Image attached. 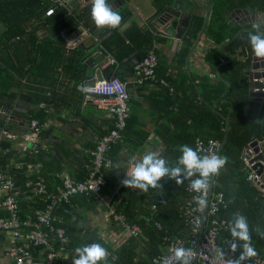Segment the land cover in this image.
I'll return each mask as SVG.
<instances>
[{"label": "crops", "instance_id": "obj_1", "mask_svg": "<svg viewBox=\"0 0 264 264\" xmlns=\"http://www.w3.org/2000/svg\"><path fill=\"white\" fill-rule=\"evenodd\" d=\"M127 1L116 11L123 18L120 24L114 29L103 28L102 33L93 36L94 42L105 52L104 57H94L88 63L82 60L81 45H91L93 40L79 24L83 11L75 9V4L71 6L59 0L55 12L48 16L46 11L54 6L50 0L29 9L15 0H0V167L11 177L16 199L21 206V217L30 226L37 212L44 207L43 198L34 191L33 159L29 155L33 138L30 123L35 116L43 119L42 123L38 121L42 125L40 153L34 160L42 163V176L49 189L60 187L66 177L74 180L85 178L90 152L111 126L108 109L97 101L95 89L110 78V72L102 69V63L106 58L116 60L115 55L118 53L114 52L121 50L118 54L121 55L135 48L142 36L145 37L150 50L158 57L160 79L166 80L174 88L171 92L164 86L173 97H177V90L171 81L186 88V97L192 96V86L199 98L206 99L214 109H217L220 99L212 101L207 96L209 86L221 90V98H225L233 84L240 80L243 85H247L248 95L249 77L245 72H249L252 67L253 53L248 42L250 32L243 33L239 46L233 51L229 49V41L240 30L237 19L253 17V10L250 12L248 9L249 12L242 15L234 11L237 7L229 10L228 23L236 30L232 37L221 43L207 34L211 13L205 32L201 33L205 19L203 11L192 44L187 45L178 39L163 44L152 40V31L149 29V19L154 12L153 6H156L153 0ZM207 3L208 0H205V5ZM199 37L198 46L193 50ZM98 59L101 67H94L93 62ZM135 59L136 56L130 63ZM235 63L241 69L240 76L233 69ZM126 69L131 93L129 115L135 118L132 121V138L124 137L113 148V167L106 174V185L101 193L91 197L77 196L68 207L69 213L64 208L57 212L55 229L65 233L68 250L99 243L110 255L115 252L117 256L118 250L113 247L111 240L120 227L111 211L125 215L131 224H137L134 220L145 218L152 220L155 226V222H161L156 219L160 214L168 219L171 216L170 219L174 220L175 216L170 212L173 209L180 210L186 200V184L196 177L181 178L180 183H177L165 176L146 192L121 183L129 167L148 151L158 153L170 166H175L177 155L181 153V145L177 141L184 140L180 136H187L183 127L190 129L191 123L189 121L187 124L184 120L190 113L183 106L185 97L180 92V98L172 99L171 105H166V90L155 82L138 86L130 69ZM247 97L250 101L249 95ZM198 106L196 104L195 108ZM260 106L257 104V118L263 116ZM169 146L174 153L170 154ZM3 197L4 193L0 189V200ZM124 198L134 200L129 213L117 209V204ZM180 219L183 222L177 218L173 221L176 231L173 230V236L186 237L188 229L184 218ZM165 229L171 232L169 228ZM159 233L161 239V231ZM12 245L11 235L0 228V264L12 263ZM43 250V246L31 249L33 264H40L44 259ZM145 251L144 245L136 249V262L141 260ZM237 257L239 259L238 252ZM110 258L100 264H110ZM58 264H61L60 260Z\"/></svg>", "mask_w": 264, "mask_h": 264}, {"label": "built area", "instance_id": "obj_2", "mask_svg": "<svg viewBox=\"0 0 264 264\" xmlns=\"http://www.w3.org/2000/svg\"><path fill=\"white\" fill-rule=\"evenodd\" d=\"M50 1L54 3V6L46 11L48 16L55 12V6L59 2L58 0ZM158 64V57L153 51L138 60L132 67L135 84L140 86L146 82H156ZM118 66L117 61L112 58H106L102 63V69L109 72ZM161 84L171 92L174 91L166 80H161ZM95 93L98 97L97 101L108 109L111 126L109 131L99 139L95 149L90 152V158L85 166L86 177L83 179L74 180L66 177L60 187L55 190L49 189L42 176V163L34 160L40 153L39 137L42 125L36 120L30 123L33 138L29 155L33 159L31 167L34 171V191L44 201V207L37 212L31 226L21 217V206L16 199L11 177L0 170V189L4 193V197L0 200V228L9 233L13 240L10 250L11 264H33L31 249L39 246H43L45 252V257L40 264H58L59 260L61 264H72V258L77 255L73 250H68V239L65 233L55 229L57 212L64 208V211L69 213L68 207L72 199L77 196L91 197L101 193L106 185V174L113 167L111 152L124 137L130 113L131 93L127 84L119 78L112 76L104 84L98 85ZM220 147L221 141L216 139L198 140L195 150L200 156H211L217 155ZM248 152H251L249 148L243 153L246 166H249ZM255 179L260 180L256 175L250 174V180L254 184H256ZM206 183L207 187L200 191L192 190L191 181L185 187L186 200L180 208V217L185 220L188 236H173L161 222H155V227L161 231V252L152 259L153 264H179L175 257L178 248L186 251L188 264H195V262L237 264L239 260L237 241L234 238H226L220 242L221 234L228 231L230 227L228 219L221 216L227 209L225 194L220 191L214 192V174H210ZM256 186L260 189L258 184ZM260 190L264 195V189ZM201 200L204 201L203 205L199 203ZM111 214L120 227L111 240L115 249L125 245L131 238L142 236V228L137 224L129 223L125 215L114 210ZM233 243L236 244L235 248L232 247ZM110 256L113 257L106 251L103 261ZM245 264H264V256H257Z\"/></svg>", "mask_w": 264, "mask_h": 264}, {"label": "trees", "instance_id": "obj_3", "mask_svg": "<svg viewBox=\"0 0 264 264\" xmlns=\"http://www.w3.org/2000/svg\"><path fill=\"white\" fill-rule=\"evenodd\" d=\"M48 1L49 0H15V2L18 3L21 2V6H24V8L27 9H29V7L34 8L37 4L41 5L40 3L42 2L46 4ZM238 6H251L252 9L253 7H256L259 11H264V0H213L208 32L209 35L217 41V43H221L228 37H232L233 32L236 30L228 23L227 15L231 8ZM122 20L123 18L121 21ZM137 32H139V30H137ZM243 35L244 34L229 44V49H232L231 51H233L235 47L239 46ZM147 42V39L142 36V40L135 45V48H132L121 55H118L121 50L114 52L118 53L115 55V58L119 66L116 69H111L110 78L112 76L117 77L125 82L127 87H130L128 86L127 78L129 77V74L127 73L126 68L128 67L130 69V74L133 75L132 68L129 67L131 64L130 62L135 56L140 60L149 54L151 47L147 44ZM108 49L111 50L110 47ZM233 69L234 71L237 70L236 73L240 76L241 69L238 66V63L234 64ZM158 73L159 67L157 69V80L155 84L166 90L164 91L165 96L167 97L166 105H171V100L177 99L179 97L178 95L182 94L185 97L183 106H186L188 108L187 112L190 113L184 118L187 124L191 121L189 125L190 129L183 127L187 131V136L180 135L184 138V140L177 141L179 145H188L195 149L198 140L216 139L222 142L226 133L227 124L223 116L231 113V130L229 132L227 143L220 155L221 158L225 159V163L216 172L214 192L220 191L225 194L227 209L221 214V216L226 217L229 224H231L237 216H243L248 224L250 235L248 243H250L255 250V255L245 257L243 260H239V262L241 264H245L252 261L256 256H264V195L256 184L250 180V174H248V172L246 173V164L243 160V153L245 149L249 148V145L256 138L260 137L263 132L260 122L261 120H259L262 119V117L257 118L255 115L256 111H258V107L256 103L249 101L247 97V85H243L240 80L235 82L232 86V90L226 94L225 98H221V95H223L221 90H217L214 86H209L207 89V96L212 101L220 99L217 109H214L206 102V99L204 101L199 98L197 90L192 86L190 87L192 96L186 97V88L184 89L182 85H177L176 82L174 83V81H171V84L175 86L177 90V93L175 94L177 97L169 95L167 92L168 90L163 84H161V77ZM239 78L240 77H238V79ZM167 80L170 81V79ZM147 83L151 82H146L145 84ZM223 100L226 101L222 102ZM196 104L199 106L195 108ZM34 118L33 120H37L40 123L43 121V119L38 116H35ZM134 119L135 118L132 115H129L127 119V126L124 131V137L132 138V121ZM170 150H172L171 146H169L168 151L170 154L174 153ZM180 154L181 153L177 156L179 157ZM178 157L176 158V162ZM133 201L134 200L132 198H124L117 204V209H124V212L129 213ZM170 214L175 216L174 220L177 218L178 221H182L180 219V210L173 209ZM170 218L171 216H169L168 219L160 214V217H157L156 219L161 221L162 224L165 225V228H169L171 231L170 233L173 235L175 234L173 224L174 220H171ZM134 221L142 228L143 236L131 238L125 245L117 249V257L115 258L116 254L114 252V259H111L112 257L110 258V264H153L152 259L156 255L160 254V250L158 249V244H160V231L158 232L155 228L154 222L145 218H140L139 220ZM226 238H233L229 229L221 234L220 242ZM236 241L238 243L237 252L240 257V253L243 251L241 245L245 242L239 240ZM140 245H144L146 251L143 253L141 260L136 262L135 259L138 255L136 249ZM71 247L73 246L71 245Z\"/></svg>", "mask_w": 264, "mask_h": 264}, {"label": "water", "instance_id": "obj_4", "mask_svg": "<svg viewBox=\"0 0 264 264\" xmlns=\"http://www.w3.org/2000/svg\"><path fill=\"white\" fill-rule=\"evenodd\" d=\"M60 1H62L63 3L68 2L71 6L75 4V9L80 8L83 11L80 16L79 24L83 26L87 34L91 37V41L93 40V36H97L102 33L103 28H112L109 26H101L98 28L91 21L89 13L92 5V0ZM106 2L113 10L116 6V9L114 11H117L118 9L126 5L128 1L106 0ZM153 3L156 6H153L154 12L153 14H151V17L149 19V29L152 31L153 35L152 40H155L156 43L161 42L165 44L168 41H174L178 39L185 44L190 45L192 44V39L195 37L198 31V21L203 15V11H205V19L201 33L204 34L210 18L213 0H208V3L206 5L205 0H153ZM37 6H39V4H37ZM248 9L250 12L251 10H253V17L242 18L241 20L237 19L240 30L231 38L229 43L234 42L243 33L259 31L260 33L264 34V11H259L256 7H253L252 9L251 6H238V8L234 11L242 15L243 13L249 12ZM260 16H262V20L260 19ZM247 25H250V27H247ZM207 34L209 37L213 38L209 35L208 27ZM199 40L200 37L198 40H196L197 44L194 43L193 50L196 48V46H198ZM81 47V56L83 61L91 63L94 57H104L105 52L101 49L100 46H98V44L94 42V40L91 45L82 44ZM251 58V70L249 72H245V75L249 77V84L247 83L249 89L248 95L250 101L261 105L260 112H262L261 114L263 116L260 122L263 128V132L260 137L256 138L249 145V149L251 150V152L247 153L249 158V166H246V169L249 174L252 173L253 175H256L260 178V180L255 179L254 181L259 185L260 189H264V59H257L254 55H252ZM138 60L139 58H136L130 65H134ZM100 62L101 61L99 59L96 62H93L94 67H99ZM223 118L226 120L227 124L226 133L217 154V156L219 157L225 144L227 143L229 132L231 130L230 114L227 116H223ZM214 176H216V173H214ZM195 264H197V262H195Z\"/></svg>", "mask_w": 264, "mask_h": 264}, {"label": "clouds", "instance_id": "obj_5", "mask_svg": "<svg viewBox=\"0 0 264 264\" xmlns=\"http://www.w3.org/2000/svg\"><path fill=\"white\" fill-rule=\"evenodd\" d=\"M91 21L99 28L109 26L115 28L120 24L121 16L114 11L106 0H92L90 8ZM253 55L257 59H264V34L259 31L250 32L248 36ZM180 156L175 166H170L166 160L156 152L148 151L136 160L125 172V178L121 183L126 186L139 188L147 191L148 188L155 187L165 176L180 183L181 178L193 177L191 188L193 191H200L207 187V178L210 174L216 173L225 163V159L215 154L211 156H200L198 151L188 145L180 146ZM203 205L204 201H199ZM230 233L234 240L244 241L241 245L243 251L239 260L255 255V250L248 241L250 240L248 224L243 216H237L230 224ZM233 248L236 244L233 243ZM77 254L72 258V264H100L106 257V249L99 243L86 244L76 247ZM175 257L179 264H188L186 251L178 248ZM239 260L237 264H239Z\"/></svg>", "mask_w": 264, "mask_h": 264}, {"label": "flooded vegetation", "instance_id": "obj_6", "mask_svg": "<svg viewBox=\"0 0 264 264\" xmlns=\"http://www.w3.org/2000/svg\"><path fill=\"white\" fill-rule=\"evenodd\" d=\"M238 8V7H237Z\"/></svg>", "mask_w": 264, "mask_h": 264}]
</instances>
